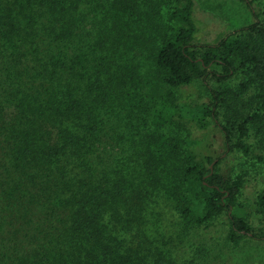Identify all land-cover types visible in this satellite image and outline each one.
<instances>
[{"label":"trees","instance_id":"trees-1","mask_svg":"<svg viewBox=\"0 0 264 264\" xmlns=\"http://www.w3.org/2000/svg\"><path fill=\"white\" fill-rule=\"evenodd\" d=\"M165 1L171 4L172 32L147 80L151 113L208 128L224 96H239L251 82L258 85L256 98L264 109V23L257 20L216 44H204L198 54L194 0ZM242 1L256 18L264 14L253 0ZM73 5V0H0V264H122L110 259L111 210L125 206V178L118 171L112 181L97 164L105 152L99 149L100 112L108 105L100 71L85 68L78 55L64 58ZM246 71L251 82H242L238 92L227 85ZM208 75L223 84L210 88L212 100H169L166 88ZM243 118L237 127L221 125L231 150L247 149V121L259 120L261 113ZM234 130L239 136L232 141ZM201 142L187 141L180 212L198 225L226 215L235 245L246 237L264 239V230L255 232L239 210L242 177L219 172L222 157L204 152ZM258 160L264 163V154ZM256 205L264 216V191Z\"/></svg>","mask_w":264,"mask_h":264},{"label":"rangeland","instance_id":"rangeland-1","mask_svg":"<svg viewBox=\"0 0 264 264\" xmlns=\"http://www.w3.org/2000/svg\"><path fill=\"white\" fill-rule=\"evenodd\" d=\"M73 2L74 25L72 34L65 35L64 58L78 55L85 68L100 71L108 105L100 112L103 131L99 149L105 152L97 164L112 181L118 171L127 179L122 180L125 206L111 210L114 234L110 259L122 264H264V239L246 237L235 245L226 215L198 225L192 215L179 210L189 163L187 141L200 140L204 152L222 157L219 172L242 177L239 210L255 232L264 230V216L256 205L264 191V163L258 160V155L264 154V109L256 98L258 85L250 80L252 73L243 72L226 82L236 92L242 82L251 83L239 96H224L210 127H191L179 117L159 120L151 113L147 80L155 72L160 45L172 32L168 19L171 4L165 0ZM153 2L160 6L158 11ZM253 5L261 12L264 0H253ZM193 18L198 54L205 50L204 44H216L257 20L264 23V14L256 18L242 0H194ZM210 88L220 89L223 84L208 75L166 91L169 100L195 104L212 100ZM255 110L261 118L247 121V149L231 150L222 123L237 127L243 116ZM233 133L235 141L239 131Z\"/></svg>","mask_w":264,"mask_h":264}]
</instances>
